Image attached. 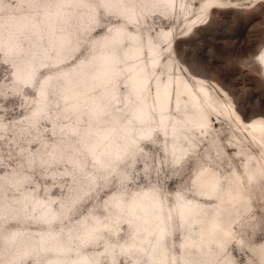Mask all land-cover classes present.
<instances>
[{
    "label": "rangeland",
    "instance_id": "374dc122",
    "mask_svg": "<svg viewBox=\"0 0 264 264\" xmlns=\"http://www.w3.org/2000/svg\"><path fill=\"white\" fill-rule=\"evenodd\" d=\"M261 52L264 0H0V264H264Z\"/></svg>",
    "mask_w": 264,
    "mask_h": 264
},
{
    "label": "bare ground",
    "instance_id": "6f19581e",
    "mask_svg": "<svg viewBox=\"0 0 264 264\" xmlns=\"http://www.w3.org/2000/svg\"><path fill=\"white\" fill-rule=\"evenodd\" d=\"M256 59H257L259 62L261 61L262 63H264V56H263V53H262V52H261V53H258V54L256 55ZM256 59H253V61H254L255 63H257V62H256V61H257ZM195 79H196L197 82L200 83V85L198 86V92H196V93L191 92V91L189 90V88H187L186 85L182 86L181 90L186 94V96H188V97H190V99H192V103H193L194 105L200 106V107L202 108V105H203V103H204L205 106L208 105L209 107H214L213 101H212V99H211V95H210L209 92L204 88V86H203V84H202V82H203L202 79L199 78V77H196ZM182 91H181V92H182ZM167 93H168V92H167ZM252 126H253V129H254L255 132L259 133L260 136L263 135V133H262V128H261V127H259L258 125L254 124V123L252 124ZM210 182H211V179H208V180L204 181L203 184L206 185V184H209ZM218 227H219V222H215V223L212 225V227H211V229H210V233H211L212 237H217V236H219V235L222 234V232L218 230Z\"/></svg>",
    "mask_w": 264,
    "mask_h": 264
}]
</instances>
